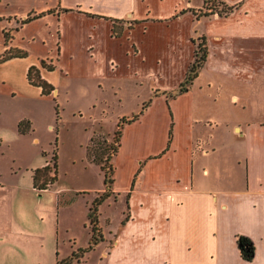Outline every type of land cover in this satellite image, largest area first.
Instances as JSON below:
<instances>
[{
  "label": "rangeland",
  "instance_id": "1",
  "mask_svg": "<svg viewBox=\"0 0 264 264\" xmlns=\"http://www.w3.org/2000/svg\"><path fill=\"white\" fill-rule=\"evenodd\" d=\"M101 1L97 0L96 4L104 5ZM220 1L209 0L205 6L202 4L200 8L192 9L190 12L197 19L205 16L225 17L223 13V15L219 13L223 12ZM90 2V0L81 1L83 5H89ZM192 2L199 4L202 0H192ZM259 2L261 8H264V0ZM54 3L56 0H0V57L10 51V49L6 51L5 44L13 46L12 51H15L16 47L27 51L25 57L0 61V227L9 229L10 221L15 215V211L11 210L13 206L38 203L39 208L44 205L48 211H51L53 219H57V205L62 208L59 211L60 226L57 235L54 229L52 236L39 234L31 241L15 242L10 239L0 243L3 246V248L0 246L3 255L0 257V264H54L56 260L68 256V252L70 254L72 250L88 246L90 242L88 222L79 221L80 223L75 225V220L77 208L83 207L86 199L93 194H79V190L83 187L91 189L105 187L103 170L99 164L91 163L87 156L86 146L90 136L92 133L100 135L113 147L116 144L114 132L119 120L130 119L138 114L137 120L123 126L119 150L114 158H111L112 161L110 159L113 174L111 170L109 173L115 179L114 187L122 188L128 180L131 163L138 156L156 150V146H160L167 138L165 108L163 111V106L159 105L160 100L152 99V94L171 99L179 93V87L184 81L183 79L170 90L153 88V83H157V79L152 83L151 77L148 76L163 77L166 74L162 64L157 68L153 65L154 59L163 53V49L156 51L144 65L137 61L127 62L128 60L115 50L119 64L113 71L108 69L105 56L100 54L98 59L102 60L101 66L106 74H81L80 71L92 72L95 69L91 59L82 52L83 36L79 27L83 22L75 21L72 15L70 17L63 13L58 19L57 16L46 13L23 26L21 33L14 30L21 18L17 19L16 23L13 22L14 26L6 21L9 16L12 19L18 18L24 12L27 14L34 11L31 13L33 15L35 12L45 11L53 7ZM175 3L176 0H166L164 3H155L154 6L157 11L167 14ZM249 12L248 18L241 19L239 23L233 21L223 28L226 31L236 29L238 34H251L254 31L252 33L264 37V12L260 11V8L257 10L249 8ZM180 13L181 10L177 15ZM64 15L66 16L63 17ZM135 24L137 22L131 15L112 21L111 34L119 37L122 32ZM195 24V21L190 24L181 21L171 29L161 28V30L169 37L177 35L176 37L179 38L183 33L193 32ZM88 25L85 23L83 27L88 28ZM206 27L205 20L198 24L199 30L204 31ZM58 29H60V40H58ZM217 30L211 26L206 30V34L218 32ZM12 33L13 36L10 38ZM227 33L232 34V32ZM201 37L205 38L208 46L207 37L196 34L191 38L195 49L201 42ZM101 40L104 49L105 40L103 37ZM251 40L256 43L255 51H264V38L260 41L259 38ZM58 41L61 46L59 55H57ZM249 41L250 39L244 43ZM238 47L239 43H234V49L228 51L226 59H235L238 51L235 49H239ZM43 58L53 59L52 61L57 65L53 73L48 74L58 86L57 96L56 93L52 94V91L49 95L41 94V90L27 80L26 64L34 61L41 66L40 60ZM172 60L169 53L168 62ZM43 61L44 68L52 66L49 60ZM191 64L192 60L187 70ZM242 66L248 68L246 65ZM134 69H137L135 75L131 74ZM210 69L205 68L203 75L194 79L191 94L181 100L189 112L187 116L189 120L185 121L194 120L193 133L191 130L187 133L183 123L177 120L174 127L175 137L188 138L192 134L196 137L204 136L203 138L215 145L217 150L221 148L218 153H231L233 146L229 137H232V123L246 117H264V66L255 69L251 75L246 73L249 71L246 69L243 74H239L240 77L223 72L217 66ZM144 71L146 73H142ZM31 73L36 79L40 70L34 67ZM207 79L211 86L206 85ZM233 93L243 97L245 107L242 108L240 103L235 108L229 107L232 105L230 95ZM150 98L152 105L140 114L142 105L145 102L149 103ZM23 119L31 122V129L26 133H21L18 129V123ZM207 120L212 125L206 123ZM105 145L102 143V146ZM93 146H96V143ZM54 150L57 154L56 181L47 189L38 190L32 185V169L44 161H49V166L52 168ZM110 165L107 163L106 168ZM56 189H59L60 194H56ZM71 197L73 202L63 206L65 200ZM125 207L124 194H121L117 201L112 198L100 204L98 218L102 228L99 226V221L98 227L101 237L103 232L106 236H111V231L118 226ZM41 225L43 224L39 227ZM102 247L103 245H98L84 253L82 259L84 262L80 261L79 264H106V261L101 259ZM73 264L78 262L73 261Z\"/></svg>",
  "mask_w": 264,
  "mask_h": 264
},
{
  "label": "crops",
  "instance_id": "2",
  "mask_svg": "<svg viewBox=\"0 0 264 264\" xmlns=\"http://www.w3.org/2000/svg\"><path fill=\"white\" fill-rule=\"evenodd\" d=\"M81 1L56 0L53 7H48L45 11L35 12L33 15L31 13L34 11L27 14L24 12L18 18L12 19L9 16L6 21L14 26L16 20L21 18L19 25L16 24L14 29L17 33H21L23 26L41 17L23 22L28 14L34 16L43 13L44 16L47 13L59 19L66 13L67 16L72 15L75 21L83 22L79 27L83 36L82 52L91 59L95 69L92 72L80 71L84 75L106 74L101 66L102 60L98 59L100 54L105 56L108 69L113 71L119 64L115 50H118L127 62L137 61L144 65L156 51L163 49V53L154 59L153 65L157 68L162 64L165 76H148L151 77L152 83L157 79L153 88L162 91L170 90L185 79L187 67L191 60H194L195 47L191 38L196 34L207 37L209 50L197 77L203 75L205 68L211 70L210 67L216 66L234 76L243 74L246 69L249 70L246 73L251 75L255 69L264 66V51H255L256 43L251 40L259 38L260 41L264 37L252 33L254 31L251 34H238L236 29L226 31L223 28L233 21L239 23L241 19L248 18L249 8H260V11L264 12L259 0H222L229 5H236L237 8L227 17L205 16L198 19L194 18L190 11L200 8L204 0L199 4L193 3L192 0H176L173 9L167 14L157 11L154 6L155 3H164L166 0H102L104 5H97V0H90L89 5H83ZM180 10L182 13L177 15ZM129 15L137 24L122 32L119 37L112 36V21ZM202 20H205L206 30L214 26L218 32L206 34V30H199L198 24ZM181 21L187 24L195 21L193 32L183 33L179 38L177 35L169 37L162 32L161 28L171 29ZM85 23L89 24L88 28L83 27ZM58 30L60 40V29ZM12 36L13 33L10 38ZM102 37L105 40L104 49L100 43ZM249 39V42L244 43ZM236 42L239 43V49H235L238 50L237 56L235 59H226L228 51L234 49ZM59 43L58 41L57 55L61 51ZM4 47L6 50L13 48L10 44H5ZM15 49L24 51L27 56L26 50L19 47ZM169 53L173 59L170 63ZM14 58L17 57L10 59ZM42 60L52 62L51 70L31 61L26 64V72L31 65L38 68L41 77L52 85V94L56 93L57 96L58 86L48 76L57 65L53 59L43 58L40 61ZM136 71L137 69H134L131 74L135 75ZM205 82L211 86L208 79ZM192 84L193 82L171 99L152 94V99L160 100L159 105L163 106V111L165 108L167 138L160 146H156V150L138 156L131 163L128 180L122 188L114 187L115 179L112 177L109 187H83L79 190V194L93 195L86 199L83 207L77 208L75 225L87 221L89 226L90 206L99 193H108L102 203L112 198L117 201L121 194L125 195L126 207L122 211L118 226L111 231L110 237L103 232L102 239L91 249L103 245L101 259L105 260L106 264H264V117H246L232 123V137H229L233 146L231 153H218L221 148L217 150L215 145L203 138L204 136L196 137L192 134L191 137L177 139L174 130L177 120L183 123L187 133H190V130L193 133L194 120L185 121L189 120V112L181 101L191 94ZM152 99L142 105L145 107H141V113L150 108ZM238 103L242 108L245 107L242 96L231 94L232 105L229 107L235 108ZM206 123L212 125L208 120ZM89 161L95 163L90 159ZM46 163L47 161H44L37 167ZM55 192L60 194L59 189ZM71 199L72 197L66 199L63 206L71 204ZM57 206V219L51 217V211L44 205L39 208L38 203L13 206L11 210L15 211V215L10 221L9 229L0 227V243L10 239L15 242L31 241L39 234L52 236L54 229L57 235L60 226L59 211L62 209L59 204ZM46 215L49 217H45ZM98 221L100 226L99 218ZM40 224L43 225L39 227ZM240 237L249 239L253 246L250 259L241 255ZM0 246L3 248L1 244ZM76 250H72L70 254L68 252V256L61 260L68 258ZM2 256L0 252V257ZM83 256L84 253L77 260L78 264L83 261Z\"/></svg>",
  "mask_w": 264,
  "mask_h": 264
},
{
  "label": "trees",
  "instance_id": "3",
  "mask_svg": "<svg viewBox=\"0 0 264 264\" xmlns=\"http://www.w3.org/2000/svg\"><path fill=\"white\" fill-rule=\"evenodd\" d=\"M209 0H204L203 5L208 3ZM220 3L223 5V12H219L220 15L223 13L224 16H227L229 13L233 12L237 6L236 5H229L225 3L224 1H220ZM222 14V15H223ZM43 13L36 14L34 16H28L25 21H30L34 18L42 16ZM8 51V50H6ZM208 54V48L206 45V40L204 37H201V42L198 43L195 54H194V60L189 67L187 71V75L183 81V83L179 87V92L184 91L189 84L193 82V80L198 75L199 68L203 65V63L206 60ZM26 56V53L24 51H21L19 49H15V51H12L10 49L9 52H6V54L3 57H0V61H5L13 57H24ZM41 66L44 67V61H41ZM34 65H31L26 73L27 80L30 84L35 85L41 89V94L48 95L51 93L53 87L50 83L45 81L40 74H37V78L34 79L32 76V69H34ZM47 69L51 70V67H46ZM143 106L142 108H144ZM142 110L140 111V113ZM138 117V114L133 115L130 119L122 118L119 120L117 129L114 132V142L115 145L107 144L106 138L101 137L100 135H96L92 133L88 145H87V155L89 159L92 162H95L100 165L101 169L104 172V184L105 186H110L112 183V174H113V167L111 168L110 165V159L112 156H114L117 151L120 144V136L122 132V128L125 124H128L132 120L136 119ZM31 123L27 119H23L19 121L18 123V129L21 133H26L30 130ZM96 143V146H93V144ZM102 143L105 146H102ZM107 154V155H106ZM106 155V156H105ZM52 162H53V173L51 174L52 168L48 165H44L42 167H37L33 170L32 173V184L33 187L37 188L38 190H44L47 189L49 186H51L55 181L57 177V154L56 151L52 153ZM109 163L110 166L106 168V164ZM109 170H111V176L109 173ZM108 193L104 192L101 195L97 196L91 203L89 214H88V221H89V227H90V242L88 246L84 249H77L74 251L68 258L58 260L55 264H73V261H77L82 257L83 253L91 250L95 244L98 243L99 240L102 239L101 235L99 234L100 229L98 227V208L99 205L102 203V201L106 198ZM239 244L241 247V255L245 259H250L253 254V246L250 243L249 239L245 237L239 238Z\"/></svg>",
  "mask_w": 264,
  "mask_h": 264
},
{
  "label": "built area",
  "instance_id": "4",
  "mask_svg": "<svg viewBox=\"0 0 264 264\" xmlns=\"http://www.w3.org/2000/svg\"><path fill=\"white\" fill-rule=\"evenodd\" d=\"M46 165H48V166H49V161H47Z\"/></svg>",
  "mask_w": 264,
  "mask_h": 264
}]
</instances>
